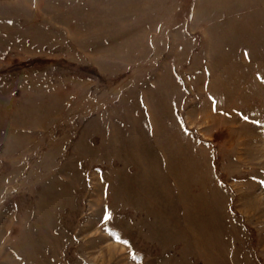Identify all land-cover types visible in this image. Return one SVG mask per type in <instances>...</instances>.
Returning a JSON list of instances; mask_svg holds the SVG:
<instances>
[{
    "label": "rangeland",
    "instance_id": "374dc122",
    "mask_svg": "<svg viewBox=\"0 0 264 264\" xmlns=\"http://www.w3.org/2000/svg\"><path fill=\"white\" fill-rule=\"evenodd\" d=\"M0 264H264V0H0Z\"/></svg>",
    "mask_w": 264,
    "mask_h": 264
}]
</instances>
